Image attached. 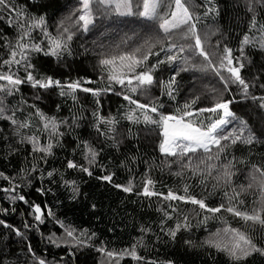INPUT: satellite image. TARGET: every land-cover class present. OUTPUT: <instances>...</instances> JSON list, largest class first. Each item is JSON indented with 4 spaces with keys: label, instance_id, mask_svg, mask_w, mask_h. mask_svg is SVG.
Returning a JSON list of instances; mask_svg holds the SVG:
<instances>
[{
    "label": "trees",
    "instance_id": "trees-1",
    "mask_svg": "<svg viewBox=\"0 0 264 264\" xmlns=\"http://www.w3.org/2000/svg\"><path fill=\"white\" fill-rule=\"evenodd\" d=\"M186 3L194 17L192 22L196 23V35L209 53L210 67L197 55L195 36L185 35L187 26L165 34L159 28V19L149 20L138 13L120 16L111 6L105 8L93 0L94 24L84 31L76 23L80 0L0 3V74L25 79L26 71H31L37 78L50 76L61 82V86L47 89L25 82L18 86L19 91L13 89V95L0 93L5 115H12L14 111L15 119L30 122L28 128L17 131V125L0 119V173H3L0 220L4 221L0 224V264H38L40 259L45 264H117V261L119 264H167L168 261L172 264H264V254L260 252L234 261L227 252L208 243L216 241L230 247L232 233L229 231L226 242L219 230L235 228L248 235L257 248L264 249V225L246 222L226 210L234 206L251 212L262 206L264 107L261 104L264 101L259 98L264 97V87H261L264 85V0H186ZM170 4L171 9L174 7L172 0H167L160 10L161 16L168 14ZM139 6L142 9V3ZM41 16L46 22L44 27L29 26L33 18ZM20 24L25 25L23 30ZM64 27L72 33L70 41L66 40ZM45 29L53 37L63 36L67 49L59 56L46 54L49 44ZM22 31H28L30 38L21 42L40 44L43 50L28 49L27 61L21 65H5L3 61L11 59V50L19 52L16 45ZM245 36L249 38L248 44L243 43ZM146 39L155 47L137 72L176 54L181 47L186 50L182 55H190V64L181 61L159 65L153 70L154 83L136 92L130 91L136 81L132 85L110 82L108 72L99 61L131 52ZM225 46L232 49L233 66L244 65L241 76L249 84L247 94L219 66ZM142 51L146 52L147 48ZM25 63L33 67L26 70ZM181 68L188 70L180 71ZM173 76L174 99L167 95L169 89L165 87ZM220 76L229 80L227 85ZM78 80L81 88L73 92L66 87ZM6 83L0 81V84ZM109 87L111 91H101L98 96L83 91V88ZM62 91L66 94L61 95ZM125 96L141 104L163 107L157 113L137 109ZM197 97L189 111L211 108L220 100L232 101L229 108L236 119L229 118L223 134L239 129L240 121H244L247 124L244 136L251 133L255 139L251 144L221 141L226 146L222 152L210 145V153L199 150L189 154L191 167L183 168L182 163H189L188 158L181 162L178 157L161 153V129L145 123L143 115L147 112L154 120L161 114L177 115L178 110H184V105ZM37 112L55 118L58 134L50 137V132L43 128L45 121ZM130 113L139 122L127 119ZM202 115H208L207 120L217 117L209 112ZM27 136L38 137L41 147L51 142V153L34 150ZM85 142L98 153L92 163H89L90 157L85 158ZM69 160L87 167L91 175L79 167L68 168ZM201 160L204 162L200 163ZM225 165H230L228 170L232 172L230 183L223 175ZM105 175L112 177L110 182L101 178ZM149 179L153 181L150 190L163 195L143 194ZM130 182L131 192L116 187H127ZM242 187L246 191L241 192ZM168 190L203 199L209 208L221 204L224 208L211 213L190 202L166 200ZM237 192L241 194L232 199ZM35 205L41 207L42 222L35 219ZM16 229L21 235L16 234ZM66 229L74 230L73 236L69 237ZM172 230H176L175 237L170 235ZM133 245L142 259H133L130 255L109 258L106 252L99 251L103 247L106 251L121 253L131 251Z\"/></svg>",
    "mask_w": 264,
    "mask_h": 264
},
{
    "label": "snow or ice",
    "instance_id": "snow-or-ice-1",
    "mask_svg": "<svg viewBox=\"0 0 264 264\" xmlns=\"http://www.w3.org/2000/svg\"><path fill=\"white\" fill-rule=\"evenodd\" d=\"M5 0H0V3H4ZM96 2L104 6L105 8L111 6L112 10L120 15V16H131L133 15V0H96ZM93 0H80V8L77 9V12L80 14L76 18V23L83 28L84 31L89 30V26L94 24V16H93V9H92ZM167 4V0H142V11L138 12V15L148 18L149 20H157L159 19L161 22L159 23V28L165 33L170 34L174 29H180L182 26H187V32L185 35H192L195 36V48L198 50L197 55L202 56L205 61H207V66H212V61L209 57V53L204 50V47L201 43V39L199 35H196V23H193L194 20L192 12H190L189 7L187 6L186 0H172V5H174L173 10L168 13L166 16L160 15V10L162 7ZM208 11H214V9H209ZM75 15V13L73 14ZM170 17V18H169ZM45 19L43 16L39 18H33L29 22L30 27L34 28H41L45 26ZM25 27L24 24H20V28L23 30ZM63 33H67L66 40L70 41L72 39V33L67 27L63 28ZM44 35L48 39L49 49L48 53L53 56H59L62 51L67 49V44L63 36L61 38L51 36L47 30L45 29ZM26 37L30 38V33L28 31H22L18 40L16 47L19 49L17 52L15 49L11 50L9 60H4L3 63L5 65L9 64H16L21 65L22 61L28 60V49L32 51H42L40 44L37 43H27L21 42ZM156 43H159L157 40ZM244 44L249 43V38L247 36L244 37ZM147 48L146 52L142 50ZM155 47V44L151 42L150 39H146L144 44L140 47H137L135 50L131 52H123L119 55H112L110 57L102 58L99 63L100 65L108 72V80L110 82H115L120 85H124L127 83L128 85H132L133 81H136V86L131 87V92H136L138 88H143L145 86H150L154 83L153 77V70H155L161 64H175L178 62H183L184 64H190V55H182L185 53V49L183 47L179 48L178 52L173 55H168L165 60L158 61L157 64L151 65L147 70H141L137 72V69L141 68L145 62L149 60L150 55H152V48ZM171 47H175L172 45ZM164 49L161 48V51ZM20 56V59H17V56ZM158 55V54H157ZM25 69H30L33 66L30 63H25L23 65ZM220 68L226 69L229 73V80L232 82L238 83L242 86V90L245 94H247L249 89V84L245 81V79L241 76V69L244 67L243 63H239L238 66H233V56H232V49L225 46L223 48V54L220 56L219 60ZM192 67H196V65H192ZM187 68H181L180 71H187ZM179 73L177 72V75ZM219 75V73H217ZM221 80H224L225 84L229 82V80H225L223 76H220ZM0 81H6V84H0V93H5L6 95H13V89L19 91L18 86L25 83L30 82L33 87H40V88H50L53 86H61V82L59 80H54L52 77H40L37 78L33 75L31 71H26L25 79H20L12 74H0ZM176 83L175 76H173L166 84L165 87L169 89L167 91V95L171 98H175L173 96L174 89L172 86ZM11 86V87H9ZM66 87L71 90L75 91L82 87L81 81H75L66 85ZM264 87V85H261ZM112 89L105 88V89H91V88H83L85 92H92L94 95H99L101 91H111ZM65 92H61V95H65ZM126 100L130 103L136 105L137 109L141 110H150L152 113H157L160 107L159 106H151L149 104H141L138 101L132 100L131 96H125ZM196 100H193L191 104H185L184 110H178L179 114L177 115H164L161 114L158 120H154L147 112L143 115V121L148 124H154L158 128L161 129L162 134V141L159 145V150L161 153H164L166 156L178 157L181 162H183L184 158L187 157L189 163H182L183 168L191 167V156L189 154H195L199 150H203L204 153H210L211 148L210 145H215L218 148V151L222 152L225 149V145L221 143V141H230L231 144H236L238 141L246 144H251L255 137L249 133L247 137L244 136V131L247 129V124L244 121H240L241 127L239 129H233L231 132H228L227 135L223 134L224 126L230 123L229 118L236 119L235 114L230 110L229 105L232 101H223L220 100L214 104L211 108H200L194 111H189L193 104L196 103ZM253 99H257L253 97ZM262 101H264V97H260ZM261 107H264V103L261 104ZM218 111H222V115L214 120L210 121L207 125H202V122L194 121L193 119H186L191 118L196 115L209 112V113H216ZM6 108L3 105V101L0 100V119L9 120L13 125H17V131L20 128H28L30 126L29 121H18L14 118L15 112L13 111L12 115H5ZM40 116V119L45 121L43 124V128L45 131L50 132V137L58 134V125L56 123L55 118H47L42 113L37 112ZM127 119L133 120L135 122H139V118L130 113L127 115ZM26 140L33 144L34 150L42 151L45 153L50 154L53 148V144L49 142L46 146H39L38 144V137L36 136H27ZM87 149L85 158L89 159V163L95 161L96 156L98 153L91 147L88 146L85 142L84 145ZM209 160L212 159V156L209 155L207 157ZM219 156H217V159ZM204 161L201 160L200 163ZM68 168H77L79 167L80 170L88 173L89 169L87 167H83L82 165H77L73 161L69 160L67 164ZM198 167V166H197ZM230 165L224 166V177L227 178V182H231L232 172L229 171ZM180 173H177L179 175ZM196 174V173H194ZM3 173H0L2 176ZM49 176L52 175L51 172L48 173ZM105 181H111L112 177L110 175H105L101 177ZM7 179V177H5ZM74 183V182H72ZM153 184V181L150 179L147 180L143 187V194L145 196H153V195H163V193H156L150 190V186ZM261 192H262V206L257 209L254 208L251 212L247 211H240L234 206L227 207V211L233 213L235 216L241 217L246 222H253L260 225H264V181L261 182ZM116 187H123V191L131 192V182L129 186L124 187L121 185H116ZM252 185L249 184L248 188H251ZM13 191L15 189H12ZM187 186H185L184 191L187 192ZM39 191V190H38ZM246 191L243 187L241 188V192ZM241 193H235V196L232 199L238 197ZM227 195V193H225ZM15 199V197L13 198ZM20 200H24L23 196H19ZM166 200H181L185 202H190L192 204L198 205L201 209H206L208 212L217 213L220 212L221 209L224 208V205L221 204L219 207L216 208H209L208 205L204 202L203 199H197L195 196H183L177 195L172 190H168L167 195L164 196ZM242 203V201H241ZM34 211L37 214L35 219L37 221H41L42 210L39 205L34 206ZM49 214L51 212L49 211ZM42 222V221H41ZM0 224H4V221L0 220ZM8 227V225H5ZM187 225H185L186 227ZM27 227V225H25ZM180 228V225H177V230ZM16 234L21 235L19 229H16ZM225 232L232 233V241L231 246L229 247L228 244L221 245L219 242L216 241H209L208 243L212 244L218 250H222L227 252V254L232 258L234 261H240L247 258L254 252H260L264 254V249L257 248L256 245L253 243L252 239L246 235L245 233L239 231L238 229H225ZM67 235L69 237L73 236L74 230L66 229ZM170 235L175 237L176 230L170 231ZM80 243H83L80 241ZM31 246H29V252H31ZM101 252H106L107 257L115 258L117 256L123 255H130L133 259H142V257L137 256L135 252V245L131 251L125 250L124 252L117 253L115 251H106L105 248L101 247L99 249ZM38 264H45L43 259L38 261ZM117 264L119 262L117 261ZM167 264H172L171 261H168Z\"/></svg>",
    "mask_w": 264,
    "mask_h": 264
},
{
    "label": "rangeland",
    "instance_id": "rangeland-1",
    "mask_svg": "<svg viewBox=\"0 0 264 264\" xmlns=\"http://www.w3.org/2000/svg\"><path fill=\"white\" fill-rule=\"evenodd\" d=\"M142 3V0H133V13L135 14V13H138V12H140V11H142L143 9H140V6H139V4H141ZM173 10V8L171 9V4H170V6H169V10H168V13H170L171 11ZM166 15H167V13H166ZM165 15V16H166ZM170 18V17H169ZM215 114V116H217V117H215V118H209L208 120H207V118L209 117L208 115H202V114H199V115H196L195 117H193V120L194 121H196V120H201V122H203L204 123V125H207L210 121H214V120H216V119H218L221 115H222V111H218V112H216V113H214ZM198 118V119H197ZM219 232H220V234L222 235L223 234V238H225V240H226V242H227V239H228V236H229V232H225L224 230H222V229H220L219 230ZM228 235V236H227Z\"/></svg>",
    "mask_w": 264,
    "mask_h": 264
}]
</instances>
